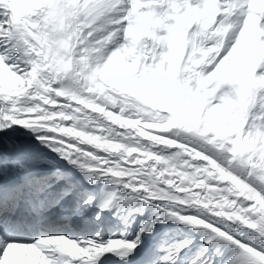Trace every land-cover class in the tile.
Wrapping results in <instances>:
<instances>
[{
    "label": "snow or ice",
    "instance_id": "1",
    "mask_svg": "<svg viewBox=\"0 0 264 264\" xmlns=\"http://www.w3.org/2000/svg\"><path fill=\"white\" fill-rule=\"evenodd\" d=\"M0 264H264V0H0Z\"/></svg>",
    "mask_w": 264,
    "mask_h": 264
}]
</instances>
